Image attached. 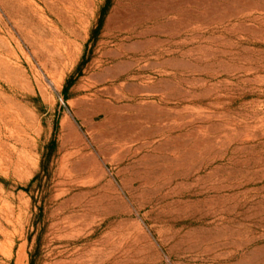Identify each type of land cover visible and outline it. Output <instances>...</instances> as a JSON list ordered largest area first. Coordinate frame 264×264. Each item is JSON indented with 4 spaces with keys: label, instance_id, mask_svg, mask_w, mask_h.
Returning <instances> with one entry per match:
<instances>
[{
    "label": "rangeland",
    "instance_id": "374dc122",
    "mask_svg": "<svg viewBox=\"0 0 264 264\" xmlns=\"http://www.w3.org/2000/svg\"><path fill=\"white\" fill-rule=\"evenodd\" d=\"M0 264H264V0H0Z\"/></svg>",
    "mask_w": 264,
    "mask_h": 264
},
{
    "label": "trees",
    "instance_id": "16d2710c",
    "mask_svg": "<svg viewBox=\"0 0 264 264\" xmlns=\"http://www.w3.org/2000/svg\"><path fill=\"white\" fill-rule=\"evenodd\" d=\"M107 6H108V3H107L106 6L103 7L102 12H101L102 15H105V11H106ZM101 22H102V21H100L99 26H98L96 29L93 30V32H92V36L95 35V34H97V32L100 30V28H101ZM79 68H80V67H79ZM52 146H55V143H54V142H52V143L50 144V147H52ZM48 162H49V154L47 155V157H45V158L43 159L42 166H41L42 170H45V169H46V166H47ZM36 179H37V178H35L32 182L34 183V182L36 181Z\"/></svg>",
    "mask_w": 264,
    "mask_h": 264
}]
</instances>
